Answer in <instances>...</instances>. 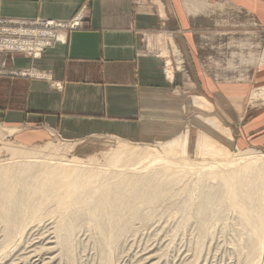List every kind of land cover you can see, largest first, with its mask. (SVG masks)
Listing matches in <instances>:
<instances>
[{
    "label": "rangeland",
    "instance_id": "rangeland-1",
    "mask_svg": "<svg viewBox=\"0 0 264 264\" xmlns=\"http://www.w3.org/2000/svg\"><path fill=\"white\" fill-rule=\"evenodd\" d=\"M143 1L150 3L155 2V0ZM156 1L159 6V14L163 15L161 0ZM206 4L202 9H187L190 12L189 14H191L188 16V20L190 26L193 28V35L197 43V57H201L200 60L203 62L205 71H207L206 73H208L210 78L219 77L218 81L222 80L229 85L244 82L249 85L243 112H230L233 110V105L227 103L228 97L225 98L226 101L220 100L222 103L220 102V104H218L213 100L215 97L212 96L211 90L208 92L209 94H207V92L205 93L196 87L190 89L189 87L192 82L188 87L189 90H186L185 87L188 82L186 74L189 69V55L186 54V50L181 45L179 38L169 31H165L166 33L157 32L152 34L144 32L141 36V45L144 52L156 54L163 58L164 62L162 63V69L164 71V76L167 82L171 84L168 96H164L163 99H178L177 111L173 112L177 118L175 121H170L169 123V121L163 120L160 122L159 125L162 126V130H157L150 138L142 136L143 134L141 131L137 135L123 136L122 138L118 136L101 135L70 138L52 132L43 139L27 141L20 135L19 131L17 132L15 129L13 130L6 127L7 123L0 120V162H8L9 159L10 161H14L17 158L19 159L18 155L21 156L20 158L26 155L25 153H13V149L24 152L30 151L31 149L40 150L42 152L41 154L45 155L47 152L46 156H48L56 155V153H53V150H58L56 147L60 145L67 148V150L65 149L64 151L66 152L64 155L66 157L75 156L85 160H92V162L97 164H102L106 163V158L109 156L110 151L114 150L118 145L137 147L140 144H144V146L147 147H159L158 142H164L174 133L184 129H188V141L186 144L182 145V148H185V152H180L179 155L181 157H186L183 158L185 160L199 162L204 160L206 156L203 158L198 153L195 148V141L199 133L203 131L209 132V129L202 123L198 115H214L223 125L229 126L232 136L222 141L233 150V154L237 152L235 151L236 148H246V150L254 151L257 149L258 152H264V150L253 146H240L236 144L235 138V128H238L237 123H243V116L244 118L247 117V112L257 106L264 105V82L255 84L253 78L254 70L258 65L257 61L249 62V60H251L250 54L258 53L257 56L260 58V53L263 52L264 27L256 18L246 13L245 9L242 7L234 6L223 0H216L212 4ZM83 6L85 7L84 4ZM77 14L81 15L79 17L80 23L74 28L69 27L68 22ZM31 19L38 21L48 19L49 26H47L46 29L49 35L47 42L42 46L38 44L37 40L43 37V32L39 29L37 22L31 24ZM84 23V8H80L67 19L39 16L33 18L0 17V39L11 38L15 41V43L0 44V75H41L37 71H30L28 66L14 64L12 62L14 55L23 54L33 58L39 57L46 47L65 40L69 31L83 27ZM24 31L31 41V46L22 45L23 42L18 43V41L28 40L26 38L18 39L17 33H23ZM162 49L165 50L164 53H161ZM166 61L169 62V64H167ZM167 66H170L172 73H170V71L168 72ZM218 68L220 72L217 75L216 71ZM218 81L215 83H221ZM193 83V86L196 85V82ZM192 93L206 96L211 105L205 109L195 106L191 103L190 94ZM228 109H230V111ZM250 115L251 114H249V116ZM158 131H160V134H158ZM212 133H214L213 129ZM57 152H60V149ZM233 154L231 156H233ZM179 160H182V158H179ZM183 169L186 168L183 167ZM192 172H194V170L190 171L187 168L185 174L184 172L181 174V176H184H180L178 178L179 180L177 179L178 181L176 180L173 184L171 183V195L169 198L166 197L159 201V204L157 203L158 206L156 205L154 208L148 210L150 211V216L132 218V223L129 225L130 227H127V231L123 233L121 240L118 241L116 247L113 249L115 250L112 252L113 255H115L112 256L114 258L113 264H149L151 260L150 264H234L235 261L238 262V264H245L247 233L243 234V230L245 229L238 224L239 219L236 211L231 209L223 212L225 210L221 209L220 213H225L226 217L225 215L221 216L220 219L206 217L205 220L208 223L205 222L206 224L200 226L199 219L194 216L192 209H189L187 212L190 216H185L183 211L176 208V205L179 204L176 201L180 202V200H182L181 198L185 195L187 189H192L194 191L197 187L195 185L200 183V187H197L194 192L190 190L197 194L196 190H199V188L205 190L208 189L211 184L214 185L213 187L218 184V180L212 176L203 177L198 180L195 177V173ZM181 193L182 195H180ZM193 193L192 197L194 198L193 200H195L196 195ZM177 198L178 200H176ZM171 200L175 203H172ZM50 213L47 214L48 216L45 215L40 217L39 220L37 219L38 222L34 220L28 225L25 233H22L23 235L21 234V236L15 237L11 241L12 243L9 242L8 246H11L10 248L8 247L9 250H7V254H4L0 249V264H37L39 262H41L40 264H101V243L98 241L97 234L92 232V229H90L86 223H81L70 236L71 244L68 251L63 248L61 249L59 246L55 245L56 243L54 242L50 243L52 248L49 250L48 248L45 249L46 246L50 245L49 243H45L47 236H51L52 240L56 238L54 226H56L55 223L61 219L54 214V211ZM222 217H225L224 221ZM214 221H216V223ZM1 223L2 222H0V246L6 242L2 227L3 224ZM200 228H206L205 233H201ZM239 242H241V244ZM263 247L264 242L260 250L261 256L259 255L261 258L258 256L257 264H264ZM147 253L149 255H146ZM49 256H51L52 259L49 260V258H51ZM40 259H45L44 261L47 262H43ZM259 259L261 260L259 261Z\"/></svg>",
    "mask_w": 264,
    "mask_h": 264
},
{
    "label": "crops",
    "instance_id": "crops-1",
    "mask_svg": "<svg viewBox=\"0 0 264 264\" xmlns=\"http://www.w3.org/2000/svg\"><path fill=\"white\" fill-rule=\"evenodd\" d=\"M214 1L161 0L160 15L156 0H0V17L67 19L80 8L85 13L83 27L69 31L65 40L46 47L39 57L14 55V64L41 75H0V120L27 141L43 139L52 132L70 138H122L141 131L150 138L162 130L160 122L177 119L173 112L178 99H163L171 87L162 69L163 58L144 52L141 45L144 32L165 31L179 38L189 55L185 89L189 90L192 82L190 89L196 87L207 94L211 90L218 104L228 97L232 100L227 103L233 105V110H228L243 112L249 85H229L218 81L219 77L210 78L197 57L188 10L202 9ZM223 1L244 8L264 27V0ZM257 54H250L249 62L257 61L253 78L260 84L264 82V58L263 52L260 58ZM167 70L172 73L170 66ZM216 72L218 75L220 69ZM247 113L235 128L236 144L264 150V105Z\"/></svg>",
    "mask_w": 264,
    "mask_h": 264
},
{
    "label": "bare ground",
    "instance_id": "bare-ground-1",
    "mask_svg": "<svg viewBox=\"0 0 264 264\" xmlns=\"http://www.w3.org/2000/svg\"><path fill=\"white\" fill-rule=\"evenodd\" d=\"M192 98L199 108L205 109L211 105L201 95L193 94ZM198 117L209 129V132L199 133L195 141L198 153L203 158L206 156L199 162L185 160L183 158L186 157L179 155L185 152L182 145L188 141V129L179 131L164 142H158L159 147H147L144 144L137 147L118 145L110 151L106 163L102 164L75 156L66 157L64 151L67 148L60 145L56 147L58 150H53L56 155L48 156L47 152L44 155L40 150L24 152L13 149V153L26 155L22 158L18 155L19 159L14 161L9 159L8 162H0V222L6 239L0 246L2 252L5 254L11 246L8 243L25 233L34 220L54 211L61 218L54 226L56 238L53 241L51 236H47L45 243L54 242L68 251L70 236L81 223H86L101 243V264H113V249L127 227H130L132 218L150 216L148 210L159 201L169 198L171 183L183 172L185 174L188 168L194 170L192 173H195L196 179L212 176L218 180V184L215 187L209 184L211 187L208 185L209 188L205 190L199 188L197 194L193 192L200 187V183L195 185L197 187L194 191L190 189L193 192L187 189L185 195L180 197V202L176 201L178 198L175 200L179 203L176 208L183 211L185 216H190L187 212L192 209L200 226L208 223L206 217L220 219L224 216L225 213H220L221 209L225 210L223 212L231 209L236 211L238 224L245 229L243 234L247 233L245 264H257L264 242V152L236 148V155L233 154V150L222 141L231 138L230 128L219 122L214 115ZM59 149L60 152H57ZM192 193L196 195L195 200ZM205 229L200 228V232L205 233ZM50 245L45 249L52 248ZM44 260L41 261L47 262Z\"/></svg>",
    "mask_w": 264,
    "mask_h": 264
},
{
    "label": "built area",
    "instance_id": "built-area-1",
    "mask_svg": "<svg viewBox=\"0 0 264 264\" xmlns=\"http://www.w3.org/2000/svg\"><path fill=\"white\" fill-rule=\"evenodd\" d=\"M81 15L80 14H77L74 18H72L70 20V22H68V25L69 27H75L76 25H78L80 23L79 21V17ZM31 24H35V22H37L38 26H39V29L43 32V37L39 38L37 41H38V44L39 45H44L46 42H47V39H48V35H49V32L48 30L46 29L48 25V19H44V20H41V21H38V20H35V19H31ZM44 27V28H43ZM25 34V35H24ZM17 36H18V39L20 40V38H26L28 39L27 41H18V43H22V45H28V46H31V41L29 39V37L26 35L25 31L23 33H17ZM6 43H15L14 40H12L11 38H2L0 39V44L1 45H5Z\"/></svg>",
    "mask_w": 264,
    "mask_h": 264
}]
</instances>
